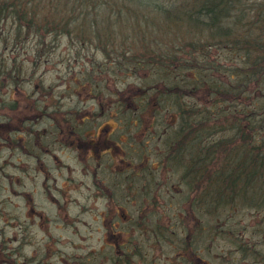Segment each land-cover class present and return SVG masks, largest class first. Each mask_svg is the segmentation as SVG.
Returning a JSON list of instances; mask_svg holds the SVG:
<instances>
[{"label":"rangeland","instance_id":"1","mask_svg":"<svg viewBox=\"0 0 264 264\" xmlns=\"http://www.w3.org/2000/svg\"><path fill=\"white\" fill-rule=\"evenodd\" d=\"M243 1L250 4L253 0ZM39 7L40 15L42 12L43 14L47 12L48 8L43 7V3L39 4ZM104 7L106 5L102 3L99 10L106 12ZM249 10L252 11V9ZM124 25L128 26L126 22H112L109 26H116L114 33L119 37L127 33L134 39L144 37V31L138 30L137 27L130 28V31L125 30ZM220 25L234 28V14L230 21L224 20ZM12 27V21H5V23L0 21V33L5 34L4 31L12 33ZM99 27H101L100 35L106 36L107 23L100 24ZM164 27V25L158 26V28ZM83 30L82 26L78 25H73L70 31L61 28L40 29V35L34 33L25 36L26 38L21 37L19 40L12 38L11 34L5 37L0 35V67L5 65L11 69L17 64L22 80H14L9 74L0 72V115L1 113L7 115L10 107L9 91L12 86H15L18 91L25 93L31 105L36 104L35 98L39 94L46 96V115L61 116L64 121L73 117L72 119L81 123L78 133L83 137L93 132L97 123L106 122L107 124L108 121L111 132L107 133L105 143L113 146L112 155L116 160L120 159L116 155L123 152L122 154L128 158H126L127 161L130 159L135 164L138 161L143 164L144 161L146 164V158L149 157L151 164L153 159L166 154L165 151L170 154L169 151L173 146L178 145L182 149L181 145L185 146L183 139L179 144L169 136L177 134L174 127L180 121L192 120L193 122L198 118L193 117L197 113H191L190 117H182V113L179 114L180 107L176 103L178 96L172 91L176 90L173 86L175 79L179 81L183 72L190 75L185 68L186 46L181 48L182 61L178 64V71L173 70L168 73V70H163L156 62L152 65L143 63L145 61L138 63L126 55H119L122 58L118 62L115 54L108 56L100 46L81 44V36H88L83 33ZM151 33L159 38L164 36L162 31ZM169 36L171 33L167 37ZM202 37L204 39L205 33ZM134 39L131 40L135 43L134 50L140 54L141 48L137 40L133 41ZM40 41L44 43L40 44ZM89 41L95 42V39ZM233 44L234 42L221 41L217 38L208 40L205 50L209 60L205 61V65L211 66L210 62L227 64V69L230 71L234 64V57L239 60L238 54L234 56ZM78 52L80 53L77 54ZM14 58L16 61H13ZM208 72L212 76H217L219 82L226 77L214 67ZM261 80V78H253L249 84L257 83L264 87V81L261 83ZM206 93L208 91L204 88L195 89L185 99V96L181 99L188 101L189 106L192 103L198 105L197 101L204 99L208 105H211L214 97ZM59 102L61 108L55 110V105ZM219 106L224 107L226 103H221ZM28 107L30 108L29 105ZM83 118L90 120L91 123L83 125ZM154 118H157L161 124L153 131L150 123ZM140 119L147 120L148 123L139 125ZM172 119H175L176 124L171 125L166 131L162 130L166 127L164 124L167 120L171 122ZM201 122L199 128L205 129L204 146L206 147L216 142H212V139L233 133L231 129L225 132L217 131L218 128L213 125L204 124L206 122L204 119ZM214 128L216 131H212ZM159 129L161 130L158 131ZM154 132L162 133L163 138L153 137L151 133ZM64 134L67 137L66 133ZM167 134H169L168 140L165 141ZM14 138L15 136H12V140ZM63 141L68 142L65 139ZM10 143L6 135L0 134V254L3 249L7 250L14 264H76L86 261L90 264H93L92 261L95 262L94 264H111L109 258L112 253H117V249L105 244L101 240V232L97 231H102L105 227L101 222L102 207H107L108 203L100 198L99 189L93 187L92 177L80 163L78 164L72 158L73 155L77 156L76 147L63 142L62 161L58 160L47 165L50 181L48 189H44L43 192L42 185L39 184L42 173L38 176L37 171H32L28 181L24 173V170L27 171L26 157L17 151L15 148L17 144ZM116 144L120 145L122 150L118 149ZM190 149L194 153L190 162L191 166L205 163L209 168L206 182L201 186L197 178L195 185L194 173H191V188H194L197 193L200 192L199 196L206 198L207 225L216 236L215 240L209 241L213 255L207 257L208 264L221 262L231 264L232 261L234 264H264V200L260 197L261 193L251 190L250 185L245 183L244 186L239 187L237 194L226 193L214 177L215 170L230 164L224 152L218 149L206 152L200 160L201 146L192 144ZM79 153L86 156L84 148ZM212 178H215L217 182ZM252 178L260 181L263 175H254ZM175 183L185 187L183 181L180 183L175 181ZM209 184L211 189L208 187ZM174 202L172 205L152 206L157 214L164 212L161 217L158 216V220L164 225L158 221L157 236L149 237L138 233L130 236L131 244L140 241L139 246L134 247L135 255L130 258V264H170L169 258L172 256L168 251L169 245L159 233V227L165 233H171L170 225L180 220L177 214L187 213L190 207L188 202L184 204ZM30 209L36 211L34 216H28ZM192 212L195 213L193 210ZM98 215L101 217L91 220ZM194 223H197L196 218L189 228L194 227ZM24 226L31 231L29 235H24ZM175 228L177 229V225ZM46 230L52 234L57 232V237L47 240L44 236ZM59 232L62 233L61 237L58 235ZM90 232L93 237L90 236ZM226 233H232L234 241ZM44 244L49 245L50 250L46 249L45 252L39 253V249ZM54 247H59L57 255ZM119 248L121 250L122 246ZM92 250L97 251L95 252L96 260L88 252ZM217 253L225 255L227 259L233 256L234 260L228 261L221 257L214 259ZM59 254L61 258L58 257ZM26 255L32 257V260H27ZM168 256L171 257L168 258Z\"/></svg>","mask_w":264,"mask_h":264},{"label":"trees","instance_id":"2","mask_svg":"<svg viewBox=\"0 0 264 264\" xmlns=\"http://www.w3.org/2000/svg\"><path fill=\"white\" fill-rule=\"evenodd\" d=\"M41 3L48 8L42 15L39 14ZM102 3L106 5V12L99 10ZM246 3L243 0H0V21H12L13 24L12 33L4 31L6 33L0 35L11 34L12 38L19 40L39 34L40 29L70 31L73 25H78L88 35L81 36V44L100 46L108 56L115 54L118 62L122 58L119 55H126L138 63L145 61L143 63L152 65L156 62L168 73L178 71V64L182 61L181 48L186 46L185 68L190 75L183 72L179 81L175 79L173 86L176 90L172 91L178 96L179 114L190 117L191 113H197L193 117L198 118L193 122L180 121L177 137L184 135L185 143L189 145L185 147L189 151L193 149H190L192 144L201 146L202 153L222 150L230 164L213 171L219 184L231 182L227 191L234 194L244 183L249 184L250 189L259 191L264 200V87L249 84L253 78H261V83L264 81V0ZM233 14L234 28L220 25L224 20L230 21ZM112 22H126L125 30L129 31L137 27L144 31V37L134 39L129 33L119 37L114 33L116 26H109ZM106 23L108 34L101 36L99 26ZM161 25L166 30L158 28ZM153 31H162L164 36L156 37L151 33ZM170 33L171 36L167 37ZM214 38L234 42V56L238 54L239 60L234 57L230 71L227 64L210 62L211 66L205 65L209 60L205 44ZM92 39L95 42L89 41ZM132 39L137 40L140 54L134 50ZM1 66L2 74H9L14 80L21 78L17 64L11 69ZM213 67L226 75L222 82L208 72ZM201 88L214 97L212 104L208 105L204 99L197 101L198 105L192 103L193 106H189L184 99L193 90ZM221 103L226 106L220 107ZM202 119L206 121L204 124L218 128L217 131L231 129L234 135L212 139L216 142L206 147L205 129L199 128ZM193 154L191 152V158ZM254 175H263V178L258 181L252 178ZM250 180L252 182H247ZM208 187L211 189V184Z\"/></svg>","mask_w":264,"mask_h":264},{"label":"flooded vegetation","instance_id":"3","mask_svg":"<svg viewBox=\"0 0 264 264\" xmlns=\"http://www.w3.org/2000/svg\"><path fill=\"white\" fill-rule=\"evenodd\" d=\"M9 92L10 107L7 110V115L5 113L0 115V134L6 135L11 141L10 144H17L15 146L17 151L26 157L25 166H27V171L24 170V173L28 181L32 171H37L38 176L42 173V180L39 181V184L42 185L41 188L44 192L48 189V182L50 181L47 165L58 162V160L62 161L63 142L76 147L77 156L73 155L72 158L78 164L80 163L82 168L92 177L93 187L99 189L100 198L108 203V206L105 205L107 207H102L103 217L98 215V217L91 220L101 217V222L105 226L102 231L97 230L101 232V240L113 249H117V253H112L109 258L111 264H130V258L135 255L134 247H138L140 244V241L131 244L130 236L133 233L149 237L157 236L158 221L160 222L158 216L161 217L164 212L161 214L158 212L157 214L156 211H153L152 206L172 205L175 203L174 201L183 204L188 202L190 207H188L187 213L180 212V215L177 214V217L180 216V220L175 222L174 225H170L172 228L171 233H165L159 227V233L163 235L169 245L168 251L172 256H168V258L171 257L169 258L170 264H208L207 257L213 255L209 241L215 240L216 236L207 225L206 198L199 196L200 192L197 193L194 188H191V173H194V183L197 178L199 179V186H201L206 182L207 169L209 168L201 164L191 166V151L185 147L189 146L185 143L187 139L182 135L184 139L181 136V138L177 137L178 123L174 127L177 134L174 133L169 137L175 139L179 144L183 139L185 146L181 145L182 149L178 145L173 146L169 151L170 154L165 151L166 154L156 157L151 164L149 163V157L146 158V164H144V161L143 164L140 161L135 164L130 159L127 161L128 158L125 154H122L123 152L116 155L120 158L119 160H116L115 156L112 155L113 146L105 143L107 133L111 132L108 121L107 124L106 122L97 123L93 132H89L87 137H83L78 133L81 123L72 119L73 117L64 121L61 116L48 117L46 115V96L39 94L35 98L36 104L31 105L30 102L28 103L25 93L18 91L15 86H12ZM60 108L59 102L55 105V110ZM82 120L83 125L91 123L90 120L84 118ZM176 120L178 119L176 118ZM140 121L139 125L148 123L147 120L140 119ZM160 124L161 122L154 118L153 122L150 123L153 128H150L154 131V128L157 129ZM175 124V119H172L171 122L167 120L164 124L166 127L162 130L166 131L171 125ZM151 135L156 138L157 136L163 138L162 133L159 132L151 133ZM168 135L165 141L168 140ZM12 136H15L14 140H12ZM63 139L68 140V142L63 141ZM116 146L121 149L120 145V147L117 144ZM83 148L86 151L85 157L79 153ZM203 155L205 156V153L199 155L200 160ZM115 162L117 164H114ZM139 162L140 164H138ZM175 181L178 183L183 181L185 187L177 185ZM230 184L231 182H226L221 185V188L228 193L227 188H230ZM191 193L192 196H190ZM228 194L231 195L234 192ZM35 212L30 209L28 216H34ZM195 218L197 223L193 224L194 227L189 228ZM160 223L164 225L162 222ZM175 225H177V229ZM165 229L167 230V228ZM30 232L29 228L24 226V235H29ZM56 233L52 234L49 230H46L44 236L48 240L57 237ZM58 235L61 237L62 233L59 232ZM227 235L234 241L232 233ZM90 236H92L91 232ZM120 246H122L121 250H119ZM46 249L50 250V246L44 244L39 249V253L40 251L45 252ZM54 251L57 255L59 247H54ZM88 252L96 260L95 252L97 251ZM10 256L11 254L3 249L0 254V264H14L10 260ZM26 257L27 260H32L29 255H26ZM58 257L61 258V255L59 254ZM219 257L226 258L225 255L219 253L213 258L217 259ZM230 259L234 260V257L232 256L227 260ZM92 263L95 262L92 261ZM76 264L90 263L86 261L77 262ZM231 264H234V261Z\"/></svg>","mask_w":264,"mask_h":264}]
</instances>
